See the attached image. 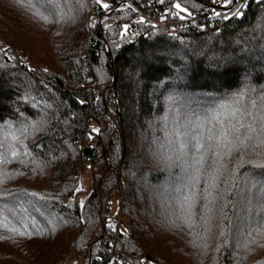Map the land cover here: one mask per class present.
<instances>
[{
    "label": "trees",
    "instance_id": "1",
    "mask_svg": "<svg viewBox=\"0 0 264 264\" xmlns=\"http://www.w3.org/2000/svg\"><path fill=\"white\" fill-rule=\"evenodd\" d=\"M241 2L0 0V264H264V0ZM241 94L253 139L217 143Z\"/></svg>",
    "mask_w": 264,
    "mask_h": 264
},
{
    "label": "snow or ice",
    "instance_id": "2",
    "mask_svg": "<svg viewBox=\"0 0 264 264\" xmlns=\"http://www.w3.org/2000/svg\"><path fill=\"white\" fill-rule=\"evenodd\" d=\"M17 2H21V0H17ZM59 2V0H38L37 6L39 5H47V4H55ZM215 2V0H213ZM228 2H231V0H228ZM107 7V5H104ZM177 8H180V5H176ZM181 11H184V9H180ZM217 15H220V13H217ZM183 19V17H181ZM234 103H227V104H221L218 109L215 110V112L211 116H206V121H215L216 124L220 125V132L216 136V142L221 143L225 140H227L229 136V132H232L235 140L239 141L241 144H246L247 141H251L253 139L252 132L256 131L255 126L248 125V129L244 132H241V129L245 128V124L241 121L239 124L236 123V121H240V117L243 116L245 113L244 111L239 107V105L242 103L243 100V94H241L239 97H234ZM253 106H255V102H253ZM261 118H260V133L261 135L257 137L259 139V145H264V98H262L261 103ZM247 115H251L250 112L247 113ZM223 117V119H221ZM227 124H231V128L227 127ZM210 140L213 138L212 130H209V137ZM232 142V141H228ZM197 150H199L200 147H202L201 144H199V141L197 143ZM15 156L16 153H13ZM3 160L0 159V163H2ZM264 166V165H262ZM35 195V194H32ZM2 211V209H0ZM4 221L0 219V225H3ZM11 231H15V229H11ZM253 231H257L258 234L261 237H264V227H262L259 230H251L249 231L248 235H252ZM23 234V233H21ZM256 241H250V243H255ZM264 247V244L261 245Z\"/></svg>",
    "mask_w": 264,
    "mask_h": 264
},
{
    "label": "built area",
    "instance_id": "3",
    "mask_svg": "<svg viewBox=\"0 0 264 264\" xmlns=\"http://www.w3.org/2000/svg\"><path fill=\"white\" fill-rule=\"evenodd\" d=\"M243 3L244 0H242V2L240 3V5L238 6L235 12H237V10L242 7ZM137 12L139 13V15L142 16V22L150 25L152 29H161L163 31L168 32L170 35H176V36L183 35L186 31L185 26L187 22L185 21V19L184 20L179 19L178 17H176L174 13H171L168 17H164L163 15L158 13L151 12L147 14H142L138 10ZM104 89L105 87L103 88V90ZM87 166H88L87 164H82V163L78 165V167H80V170L87 168ZM104 203H105V196L101 197L99 200V214H103L105 212ZM117 218L118 216L115 214L110 216V220H112L113 222H115Z\"/></svg>",
    "mask_w": 264,
    "mask_h": 264
},
{
    "label": "rangeland",
    "instance_id": "4",
    "mask_svg": "<svg viewBox=\"0 0 264 264\" xmlns=\"http://www.w3.org/2000/svg\"><path fill=\"white\" fill-rule=\"evenodd\" d=\"M221 3V0H215V4L219 5ZM98 22H103V18H98ZM90 174L91 172L87 169L80 170V167H78L77 170V187L79 188V199L81 197L91 191V183H90ZM113 195L108 196V200H111V203L109 205V210L107 211V214H111L113 210L115 209V203L112 201ZM74 260L73 253L71 250L67 251L61 258L56 260L54 264H71V262Z\"/></svg>",
    "mask_w": 264,
    "mask_h": 264
},
{
    "label": "water",
    "instance_id": "5",
    "mask_svg": "<svg viewBox=\"0 0 264 264\" xmlns=\"http://www.w3.org/2000/svg\"><path fill=\"white\" fill-rule=\"evenodd\" d=\"M86 149L83 150V152H85Z\"/></svg>",
    "mask_w": 264,
    "mask_h": 264
}]
</instances>
